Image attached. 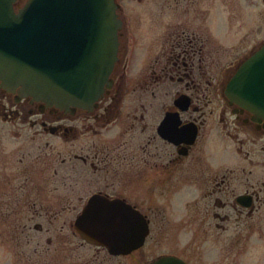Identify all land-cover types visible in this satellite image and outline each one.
<instances>
[{"label":"flooded vegetation","instance_id":"1","mask_svg":"<svg viewBox=\"0 0 264 264\" xmlns=\"http://www.w3.org/2000/svg\"><path fill=\"white\" fill-rule=\"evenodd\" d=\"M252 1L254 6L264 3ZM25 2L17 0L15 9ZM115 2L118 59L111 86L92 107L49 106L7 90L0 81V216H27L25 224L15 227L22 234L37 216H80L92 199L115 201L124 208L101 203L92 211L129 210L143 216L149 228L144 244L131 255L151 240L152 216L163 214L164 197L170 201L169 212L181 216L194 199V243L244 248L243 256L236 257L240 262L254 253L256 243L264 254V116L227 95L241 64L264 45L258 7L259 28L244 30L241 0ZM146 18L150 32L139 34L135 24L143 29ZM259 29L256 42L253 35ZM233 36L235 43L230 41ZM135 50L143 53L137 64ZM155 87H164L157 89L161 95ZM37 136L63 140L65 152L63 168L51 172V165L46 169L44 164L42 176L59 183L54 194L60 189L66 195L57 193L40 203L34 199L40 188L33 172L39 175L42 155L34 159L31 177L25 178L28 170L22 168L23 151L37 145ZM44 153L49 160V152ZM177 197L184 199L180 211L174 205ZM34 226L43 231L41 224ZM82 240L112 258L128 256L112 255L106 247ZM222 252L216 251L215 263L231 258V252ZM162 255L193 263L188 255L168 251L132 264H149Z\"/></svg>","mask_w":264,"mask_h":264},{"label":"water","instance_id":"2","mask_svg":"<svg viewBox=\"0 0 264 264\" xmlns=\"http://www.w3.org/2000/svg\"><path fill=\"white\" fill-rule=\"evenodd\" d=\"M15 1L0 0L2 86L49 106L92 107L111 86L118 59L115 0H28L19 12ZM227 95L264 116V47L239 68ZM101 203L124 208L115 201L92 199L76 222L79 233L112 254L139 248L149 231L145 221L140 224V216L133 219L136 214L129 210L110 215L92 211ZM152 264L186 263L163 257Z\"/></svg>","mask_w":264,"mask_h":264},{"label":"rangeland","instance_id":"3","mask_svg":"<svg viewBox=\"0 0 264 264\" xmlns=\"http://www.w3.org/2000/svg\"><path fill=\"white\" fill-rule=\"evenodd\" d=\"M241 6V19L243 22L244 30H257L260 24L256 7H258V12L260 13L259 18L263 21L264 3H256L255 7L252 0H241ZM145 21L146 24L144 25L143 29L142 26L141 29H139L138 24H135L134 28L135 30H138L137 32H139V34H142V32H150L148 18H146ZM244 30L242 32H244ZM261 31L262 29H259L253 35L254 41H258L256 37L261 33ZM230 41L232 43H235L236 38L233 36ZM138 42L139 44L141 43L140 35L138 36ZM147 48H149V45H147ZM140 57L141 62L143 59L142 51L135 50L133 55V63L137 64ZM163 88L164 87L156 88L155 90L157 91V89H161L162 91ZM159 90L157 91V94L161 95ZM20 127L24 128L29 133H34L35 131L31 130L29 126L21 125L19 126V128ZM36 138L38 140L37 145L35 147L31 146V148H25L23 151V159L25 160V162L22 168L24 167V170H28V173L24 175V177H31V173L33 171L32 167L35 166L34 159H36L37 156H40V154L42 155L39 164L40 167H38L37 169L39 171V177L37 176L36 170H34L33 172V175L36 176V178H33L37 180L40 188L39 192L37 191L34 194V199H40V203L44 200L47 201L46 199H49L50 197H54L57 193L62 196L66 195L65 192L60 189L56 191V194H54L55 192H53V189L54 187L59 186V183H50L52 182V180H49L50 178L48 179V176H46V179L44 178V175L42 176V174L44 173V164H46V169L47 166L51 165V167L49 168L51 172H53L54 169L63 168L62 158L65 156V152L63 140L55 141L50 137L46 138L43 136H37ZM45 140H48L51 145L54 146V149L45 146ZM81 141L78 140L76 143H81ZM40 143H44V145L38 148V145ZM44 151L49 152V160H45ZM35 152L36 154H34ZM59 152H61L62 156L59 155ZM45 175L50 174L47 173ZM19 181L21 182L20 179ZM74 200L75 203H77V200ZM183 200L184 199H180V197L174 199L176 210H179L180 208L182 209L181 204ZM169 203L170 201L167 200L166 197H164L163 214L152 216L153 232L152 238L149 243L139 252L118 258H112L108 255L107 252L98 251L95 247L84 244V241L82 240L80 235L75 232L76 230L74 228H71V224H75V221L78 217L75 212L68 215H43L40 217L37 216L35 222H33L32 224L30 223L31 228L22 234H20V230H17L15 227H17V225L25 224V222L27 221V216H22L19 214L0 216V257H3L2 263L0 264H132L134 263L133 261L135 259L139 262L140 260L145 258H156L157 256L168 251H177L188 255L193 261L192 263L185 258L188 264H264V254L260 253V249H258L257 243L255 245H252V247L254 246L252 249L255 250L254 253L248 258H243L241 262L238 261L239 258L236 259V257L237 255L243 256L245 252L244 248L239 251V248L233 249L229 247V245H225L222 247L218 246L216 247V249H213L210 245H208V243L207 245H204V241H202L200 244L194 243L193 241L196 239L197 234V225L193 223V218L195 215L193 205L194 199L188 202L185 216H181L179 212L170 213ZM36 223L37 225L41 224L44 227L43 231H38L34 228V225H36ZM212 233H214V231H211L209 233H205L203 231L201 234L211 235ZM214 234L219 235L220 233L217 232ZM228 239L229 238L227 237V240ZM222 249L224 251L222 252V255L231 252V255H229L231 258L225 263H215V261L217 260L215 255L216 251L220 250L221 252ZM240 252L242 253L240 254ZM222 259H224L223 256Z\"/></svg>","mask_w":264,"mask_h":264}]
</instances>
